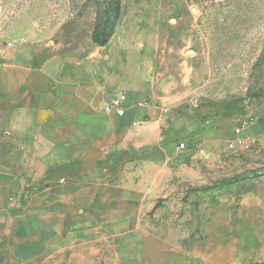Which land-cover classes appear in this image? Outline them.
Returning <instances> with one entry per match:
<instances>
[{
	"label": "rangeland",
	"instance_id": "obj_1",
	"mask_svg": "<svg viewBox=\"0 0 264 264\" xmlns=\"http://www.w3.org/2000/svg\"><path fill=\"white\" fill-rule=\"evenodd\" d=\"M114 2L0 0V264H264V0H120L117 19ZM112 25L104 46L93 42ZM34 31L40 60L9 65L4 46ZM34 71L120 90L150 81L204 123L166 164L164 190H141L133 205L131 191L103 190L100 206L65 204L51 218L36 159L4 125L6 104L49 89Z\"/></svg>",
	"mask_w": 264,
	"mask_h": 264
},
{
	"label": "crops",
	"instance_id": "obj_2",
	"mask_svg": "<svg viewBox=\"0 0 264 264\" xmlns=\"http://www.w3.org/2000/svg\"><path fill=\"white\" fill-rule=\"evenodd\" d=\"M33 34V42L4 46L9 65L29 68L40 60L42 42L37 31ZM34 72L50 79L49 89L34 88L33 97L28 94L18 108L6 104L4 125L17 129L19 154L36 159L32 171L42 186L41 207L54 211L51 218L61 217L65 204L78 209L100 206L106 200L103 190L131 191L122 196L127 197V205L138 200L141 190H150V195L164 190L171 174L166 164L182 150L177 144L196 140L204 123L203 115L187 117V112L176 109L178 96L162 93L154 84L150 89V81L132 82L120 90L96 82L93 74L85 79ZM108 89L116 93L111 95ZM120 92L124 101L107 110L109 97ZM128 175L143 179L127 180Z\"/></svg>",
	"mask_w": 264,
	"mask_h": 264
},
{
	"label": "trees",
	"instance_id": "obj_3",
	"mask_svg": "<svg viewBox=\"0 0 264 264\" xmlns=\"http://www.w3.org/2000/svg\"><path fill=\"white\" fill-rule=\"evenodd\" d=\"M113 9H114V18L117 19L120 13V0H115ZM113 27L114 25H112L110 30L107 32H104L103 30H98L97 28H95L91 34V38L93 42L99 46H104L107 43L108 38L112 34Z\"/></svg>",
	"mask_w": 264,
	"mask_h": 264
},
{
	"label": "built area",
	"instance_id": "obj_4",
	"mask_svg": "<svg viewBox=\"0 0 264 264\" xmlns=\"http://www.w3.org/2000/svg\"><path fill=\"white\" fill-rule=\"evenodd\" d=\"M124 99H125V94L122 92L118 93L110 100L109 106L106 109L110 110L111 107H119L121 103L124 101ZM178 147L184 149L186 145L184 142H180L178 143Z\"/></svg>",
	"mask_w": 264,
	"mask_h": 264
}]
</instances>
